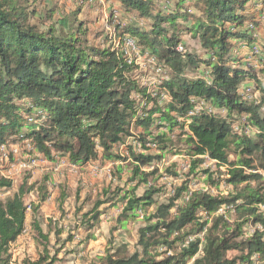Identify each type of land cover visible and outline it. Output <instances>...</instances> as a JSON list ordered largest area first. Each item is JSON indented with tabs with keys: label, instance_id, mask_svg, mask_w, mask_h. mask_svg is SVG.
<instances>
[{
	"label": "trees",
	"instance_id": "16d2710c",
	"mask_svg": "<svg viewBox=\"0 0 264 264\" xmlns=\"http://www.w3.org/2000/svg\"><path fill=\"white\" fill-rule=\"evenodd\" d=\"M114 1L123 12L151 21L149 31L129 25L119 29L117 36L122 41L125 36L133 40L139 53L157 59L168 79L161 81L154 95L149 92L134 75L137 67L121 49L122 42L117 49L88 42L83 23L76 19L78 11L67 17L65 31L54 26L40 31L29 22L35 11H28V0H0V147L28 141L34 154L49 161L59 154L78 167L128 159L133 164L128 181L139 177L138 183H147L156 170L145 173L142 168L165 155L145 153L149 150L146 138L165 151L169 136L178 130L176 140L186 146L180 152L191 160V172L206 156L219 168L227 166L225 183L240 188L222 196L191 191L187 183L182 184L166 204L144 216L145 225L138 230L140 252L123 256L126 247L122 245L102 257L99 264H187L198 251V240L177 255L161 259L157 248L171 249L181 239L171 237L187 226L191 228L186 236L201 232L206 223H197L198 212L214 215L220 207L228 206L236 212V219L229 224L222 216H214L203 237L202 253L191 264H263L264 212L260 208L264 206V177L258 172L264 173V85L242 67L244 58L238 55L241 46L237 43L246 48L254 43L252 32L264 25V0H176L175 9L167 15L155 12L152 0ZM257 5L260 17L248 9ZM190 7L199 15L188 12ZM189 23V27L183 25ZM184 28L198 40L206 58L177 50L179 32ZM199 67H205L207 77L187 74ZM247 78L256 81V104H247L239 93ZM160 99H166L163 105H159ZM200 101L214 114L201 110L189 116ZM241 118L242 131L237 132L233 125ZM133 126L142 133L134 136ZM152 129L157 131L155 135ZM131 139L126 146L128 158L114 154L115 146ZM137 143L142 152H136ZM229 156L235 160L230 161ZM115 168L123 171V167ZM208 170L202 171L207 185L216 188L217 181ZM257 181L258 185H250ZM11 187V180L1 176L0 189ZM30 190L22 184L11 197L0 201V264H12L10 246L24 231V197ZM158 192L152 186L141 197L123 192L120 201L126 203L116 223L122 228L136 217L138 209L145 211L154 205L153 196ZM45 201L46 192L39 199ZM100 215L95 212L86 221L88 228L95 227ZM247 223L262 230L246 237ZM31 226L47 241L37 223ZM231 252L240 255L230 258ZM55 263L56 258L45 249L37 259L24 258L17 264Z\"/></svg>",
	"mask_w": 264,
	"mask_h": 264
},
{
	"label": "rangeland",
	"instance_id": "374dc122",
	"mask_svg": "<svg viewBox=\"0 0 264 264\" xmlns=\"http://www.w3.org/2000/svg\"><path fill=\"white\" fill-rule=\"evenodd\" d=\"M155 12L167 15L175 9L176 0H152ZM189 2L184 5L187 6ZM28 11H35L29 18V22L35 25L40 31H45L51 26L56 29H67L66 19L69 15L78 11L76 17L77 22L83 23L86 32V38L90 44L104 47H112L117 49L120 47L124 50L127 58L133 60L137 67L134 75L143 87L149 92L158 90L161 81L168 79V72L162 69L157 63V59L141 54L135 49L133 40L123 38L122 41L117 33L123 27L132 25L137 28L149 31L151 27L150 20L137 18L135 13H125L119 9V5L114 0H28ZM250 12H256L258 17L262 16L258 12L259 5L256 7H248ZM188 12L199 15V12L193 8H189ZM189 27V24H183ZM262 26V25H261ZM258 26L252 32L254 43L251 47H243L242 43L238 55L244 60L241 62L243 68L250 71L260 84L264 85V25ZM252 28L251 25L248 26ZM120 29V30H119ZM184 28L179 32L180 42L177 50L180 52L198 53L204 56V52L200 49L198 40L192 39L190 33ZM111 39V40H110ZM241 64V65H242ZM205 67L192 73L187 72L190 76L199 75L207 77ZM239 93L247 104H253L249 99H257L258 92L256 81L248 79L241 86ZM160 99L159 105H163ZM202 101L198 102L201 104ZM201 109L210 114L214 111L202 102ZM201 111V110H200ZM221 115L224 114L220 113ZM244 118L237 121L233 125V129L241 132V125ZM28 123H31L28 121ZM237 128V129H236ZM186 129V128H185ZM142 130L133 126L131 133L134 136L141 134ZM156 134V130H151ZM176 131V130H175ZM180 132L177 130L172 133L168 139L170 143L165 145V151H159L157 147L150 144L146 138L145 146L149 149L145 153L150 155H165L161 160L155 161L151 166L143 167L142 171L149 173L154 168L156 172L148 178L147 183H138L139 177L135 181L129 182L132 173V161H119L116 164L91 162L82 167L69 164L65 156L53 154V160L49 161L42 158L40 163L30 169L20 168L24 158L31 156L32 151L26 145L19 146L18 141L16 148L12 151L7 146L3 152L0 150V169L3 175L10 177L12 187L9 190L0 189V201H4L7 197H11L17 192L22 184L31 187V190L24 197L27 206L26 223L22 235L10 246L12 255V264H17L24 258L35 260L44 253L46 249L50 257L56 258L55 264H99L100 259L107 253L113 254L120 246L125 245L126 251L123 256H130L135 252H140L138 241V230L144 227V216L151 215L155 211L157 205L166 204L167 200L172 197L177 188L187 183L191 191H208L211 195L227 196L232 194L238 188H233L225 183L227 179V166L219 168L214 163L209 162L206 156L201 166L196 167L191 172V160L180 151H184L186 146L182 142L176 140V136ZM128 141L123 145L115 146L114 154L119 157L128 158L127 148ZM149 142V143H148ZM130 143V142H129ZM136 152H142L135 145ZM6 155L3 158L2 155ZM230 161H234V156H229ZM45 161V162H44ZM115 165V166H114ZM116 166L123 167L122 172H118ZM168 169V172H166ZM209 169L212 179L217 181L216 188L209 187L206 182L207 175L202 171ZM246 173H256L246 170ZM261 175L264 177L263 172ZM0 174V177L2 176ZM259 181L250 183L251 186L258 185ZM152 186L159 190L153 196L155 204L147 208L145 211L137 210L136 217L130 218L125 222L124 227H120L116 220L126 203L121 202L123 192H132L135 197H141L148 187ZM43 187L46 191L42 190ZM46 192V201L39 202L41 195ZM98 203H103L98 206ZM34 207L36 210L34 211ZM97 207V208H96ZM264 212V206L260 208ZM101 213L98 222L93 229L88 228L87 220L95 213ZM175 209L171 211L174 214ZM214 216H222L226 223L231 224L236 219V212L232 206L226 207L224 215H210V219L198 216L197 223H206L201 232H195L192 235H184L191 227L187 226L180 233H175L172 239L180 237L171 249L165 246L157 248L156 253L162 256L177 255L183 248L186 240L189 238L200 240L201 247L194 258L202 253L203 237ZM146 217V216H145ZM202 221V222H201ZM38 224L42 234L47 237V241L41 239L35 231L32 230L31 224ZM91 223V222H90ZM245 227V236H250L253 232L262 228L258 225L247 223ZM194 228V227H192ZM182 236H185L182 238ZM202 241V242H201ZM200 245V244H199ZM237 252L228 253V257H238ZM194 258L188 260L187 264H191Z\"/></svg>",
	"mask_w": 264,
	"mask_h": 264
},
{
	"label": "built area",
	"instance_id": "2783aa9c",
	"mask_svg": "<svg viewBox=\"0 0 264 264\" xmlns=\"http://www.w3.org/2000/svg\"><path fill=\"white\" fill-rule=\"evenodd\" d=\"M249 100H250V101H253L254 104L258 103V99H249ZM201 104H203V103L201 102ZM201 104H197V105L195 106V108H194V111L191 112V113H189V116L194 115V113H197V112H199L200 110H202V109H201ZM210 109H211V108H210ZM223 112H224V111H220V113H223ZM236 129H237V128H236ZM245 132H247V131H245ZM18 143H19V146H21V147H22V145H24V146L26 145V147L29 148L30 151H32L31 156H29V157H27V158H24V159H21V160H23V162H22V163H19L20 168H23V169H30V168H32V167H34V166H36L37 164L40 163V160H42L43 156L40 155V154H34V153H33V148H32L31 144H30L28 141H19ZM7 146L10 148L11 151H12V148H14V147L16 148L15 144H6V145L1 146V147H0V150L3 152V150L6 149ZM2 157H3V158H6L7 156L3 154ZM44 162H45V161H44ZM0 174H2L1 169H0ZM2 177L5 178V179H8V180H11L10 177L5 176V175H3V174H2ZM27 209H28V208H27ZM225 210H226V207H220V208L218 209V211H217L215 214H216V215H224ZM198 216H202V217L204 218V219H203L204 221H206L205 219H210V215L207 214L206 212H203V211L198 212ZM201 222H202V221H201ZM194 240H195V239H192V238H189L188 240H186V242H184L185 244L182 245V247H183L182 249L187 248L188 245H189L191 242H193ZM201 242H202V241H201ZM199 244H200L199 247H201L200 240H199ZM254 259H257V256H255ZM256 261H257V260H256ZM263 264H264V262H263Z\"/></svg>",
	"mask_w": 264,
	"mask_h": 264
}]
</instances>
